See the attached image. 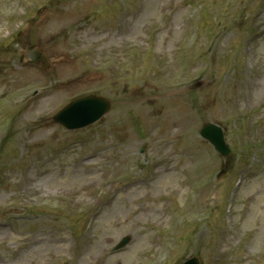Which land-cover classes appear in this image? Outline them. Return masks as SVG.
Segmentation results:
<instances>
[{
  "label": "rangeland",
  "instance_id": "1",
  "mask_svg": "<svg viewBox=\"0 0 264 264\" xmlns=\"http://www.w3.org/2000/svg\"><path fill=\"white\" fill-rule=\"evenodd\" d=\"M165 0H138L139 6L145 7V11L141 15V17L136 19V26H137V34H139L138 29H140L141 23L145 21L148 16L151 13H148L147 6H154L157 3H160L161 6H163ZM94 3V0H64V7L61 11L55 12V9H49L46 14H44L42 17H40L38 20L34 21L32 25H29V27L26 29L25 32L26 35H24V40H28L26 37H30L31 40L37 39V36H40V39L43 41L42 47L48 51V54H50V58L52 60V63L57 59L59 61H55V64H53V68L57 69L56 75L58 77H63L75 72H78L83 68V62L82 59L74 57L71 59L70 57H62L61 55L53 53L54 48L59 43L57 40L52 42V36L53 34H56L59 32L60 27L64 24H69L71 22H74L77 20V13L81 12V16L90 22L88 28H82L76 29V32L79 31H86L83 34L84 40H87L88 43H95L98 48L99 40H104L106 43L107 48H113L115 45L113 43H118L119 38L117 32L113 31V26L111 25V22L107 18V16H104L99 23L93 22L90 17H88L89 9L91 8L92 4ZM15 5V0H10L7 2L6 0H0V7L5 10L9 9L12 10ZM87 17V18H85ZM126 23V21L123 22V24ZM103 29H106L105 31H102ZM130 34L125 33L122 35V37H128ZM87 36L89 38H87ZM227 40V38H225ZM20 48V46L18 47ZM61 47L57 46L55 48L56 52H61ZM71 46L67 45V52L68 54H72ZM257 53L261 52V55L264 56V39H262V43L259 48L255 50ZM52 53V55H51ZM18 61V60H17ZM262 66L264 67V60L262 61ZM20 65V66H19ZM19 65L13 66L12 69H7L6 67H3L0 69V90L4 89L8 85L11 86H20L21 89H31L34 86H37V80L43 78L41 76H38L37 73V67L31 66L29 64H26L22 61H19ZM51 71V70H50ZM84 78L75 84L73 87H89L95 85L97 82L95 79L91 76L92 73L86 72L84 73ZM7 78H10L8 80ZM252 78V79H251ZM250 78V82L247 81L248 84V90L241 92L246 96L245 101L247 103V107L250 108L253 105L257 104L259 101L263 98L264 93V76H254ZM32 82L31 85L29 83ZM8 83V84H7ZM40 83V82H39ZM68 89H61L59 91L54 92L53 94H42V96L37 100V95L31 98L27 102V108L24 112V117L20 121L19 126L22 128L18 133L15 132L14 135V146L18 147L22 151V156L19 159V161L22 163L23 159L26 158V155L31 154L34 155L37 160V152L39 155H43L46 153V148L50 147L52 144L57 143L60 141V139L56 136L57 128L54 126L43 127V124L45 123H51L48 119V116L44 119H37V118H43L48 114V112L51 109H55L56 105L60 102V100L65 96V93ZM73 92V91H72ZM67 92V94L72 93ZM231 95V93H230ZM229 98V97H228ZM234 100H227L225 102V106L227 108H232L234 106ZM51 125V124H50ZM122 131V136L124 139L127 140V144L123 145L121 148L115 149L116 155H122L125 151L128 150V143L131 142L130 145H134V141L132 142V128L133 125L130 121H126L119 127ZM262 129V137H264V125L260 126L257 130V132ZM54 133L52 138L50 140L44 139L50 134ZM37 141H42L43 144L37 146ZM30 144V146H28ZM123 148V149H122ZM8 146L4 142L3 144V150L4 152H8ZM2 150V151H3ZM6 161L9 160V157L5 158ZM16 164L15 162H12L13 165ZM4 163H0V178L2 179V182L0 183V205L4 204L8 200L12 199L14 196L17 195V187H16V180L20 178L19 175H16L15 173H7V171L3 170ZM64 171L65 173H62ZM37 174V173H36ZM60 176H63L60 178ZM82 173L80 170H74L73 167L68 163L65 162L63 164V167L60 166H50L47 167V170L45 172V179L46 184L48 185V190L45 193L50 192H60L61 189L66 188H72V187H81L83 185L82 180ZM30 184L31 186H34V188H37V185H39L43 192H44V184L41 181H37V179L30 178ZM255 185L251 186V189H254V192L251 191V189H245L240 194V203L242 205L244 201V197L248 196L249 193H254L257 196V200L251 204L250 214L249 218L242 224L245 229L252 230L254 234V240L252 242H256L255 245H258L262 243L263 240V231H264V222L262 221L264 216V192H261L258 188V183L264 184V176L261 175L258 178L254 180ZM176 185V183L173 182V178L170 179V183L164 180H157L155 184L153 185V188L151 189H145L146 192L150 194L157 195V191L165 192L167 188H165V185ZM252 185V183H250ZM33 188V189H34ZM242 195V196H241ZM155 198V196H154ZM242 198V199H241ZM132 199L134 197L132 196ZM159 206H165V204H161ZM139 209V207H136ZM133 209V206H132ZM127 211L124 209L120 212V215L122 216L120 219V224L123 225V229H132L136 236L133 238L131 247H129V251L125 253H121L120 255H117L115 258H112L111 261L115 260L116 258L123 261L124 264H129V259L133 254H135L136 250H140L143 245L146 244V233L148 232V226L151 225L152 221H156L155 217L158 215L157 210H153V212H139L137 213L135 219L133 221L127 220L125 223L124 216L126 215ZM114 211L108 210L105 212L102 221L109 223L110 218H113ZM116 219L113 220V225L115 224ZM39 225V224H38ZM37 220H31L29 222L26 221H18L14 222L12 225V229H0V242L7 243L8 244V250H5V245L0 243V246H3V251H0V255L4 260H7L8 263L6 264H26L28 262L30 255L34 254L35 259L38 255V246H37V239L38 237L34 236H27L25 231L27 228L30 227H36L37 228ZM256 226H261V230L255 229ZM97 234H99V242L96 244L97 252L99 253L100 250L103 247L108 246L109 244L114 243L119 239L120 236H116L115 232H113V229L110 230L108 233L107 231L98 228L96 231ZM28 240V245L26 246V241ZM201 243V242H200ZM237 242H232L227 246L228 255L226 259V264H237L239 261V258H235L233 255L230 254L232 248L234 246H237ZM202 249L206 250L207 243L202 242L201 243ZM11 259V260H10Z\"/></svg>",
  "mask_w": 264,
  "mask_h": 264
}]
</instances>
